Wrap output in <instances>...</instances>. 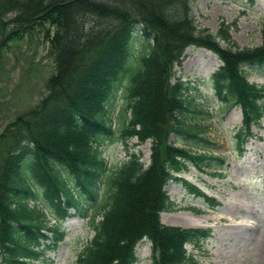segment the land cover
<instances>
[{"label":"trees","instance_id":"16d2710c","mask_svg":"<svg viewBox=\"0 0 264 264\" xmlns=\"http://www.w3.org/2000/svg\"><path fill=\"white\" fill-rule=\"evenodd\" d=\"M68 1L0 0L1 40L56 6L11 37L41 24L54 72L42 100L0 132V264L42 262L63 239L62 220L71 209L84 217L92 212L95 232L77 264H136L143 239L152 241V264H198L186 245H200L212 230L164 224L160 213L173 205L164 187L177 181L206 197L177 174L226 159L197 142L204 129L188 120L197 115L195 100L184 82L172 80L173 70L191 46L224 61L210 81L220 101L240 107L233 147L242 157L253 126L264 119V85L249 81L245 69L264 67V24L259 45L240 47L226 27L218 35L202 29L193 0ZM137 34L147 48L132 61ZM120 92L117 127L112 114ZM172 134L204 152L178 146ZM134 137L152 142L150 164L131 153L120 166L108 167L103 142L127 147Z\"/></svg>","mask_w":264,"mask_h":264},{"label":"rangeland","instance_id":"374dc122","mask_svg":"<svg viewBox=\"0 0 264 264\" xmlns=\"http://www.w3.org/2000/svg\"><path fill=\"white\" fill-rule=\"evenodd\" d=\"M192 13L198 25L218 35L222 27L240 47H255L261 43L264 24V0H193ZM9 16H12L10 14ZM39 25L11 38L2 52L0 62V132L18 114L35 107L47 94V81L54 72L50 43L45 40V28ZM47 26L50 27L49 23ZM15 27L10 26V29ZM54 28V27H53ZM1 42V39H0ZM227 46V42L222 41ZM147 48V40L135 35L130 59L136 61ZM224 61L218 54L204 47L191 46L180 66L173 70V81L181 80L190 89L187 96L195 100L197 115L188 120L204 129L199 135L202 144L209 146L225 163L201 170L190 165L177 174L190 185L169 181L164 189L173 202L172 210L161 212L166 225L211 228V236L198 246L187 244L198 264H264V119L253 126V136L246 144L245 153L236 158L234 134L241 125L239 106L224 104L216 96L210 81ZM248 80L264 85V67H245ZM112 117L118 127L123 97L120 96ZM196 116V118H193ZM116 130V129H115ZM117 131V130H116ZM180 147L197 152L203 148L185 143L183 138L170 137ZM152 142L129 140L126 147L120 141L107 139L101 145L108 167L120 166L131 153L141 155L146 166L151 162ZM72 215L62 220L64 236L58 245L47 251L45 258L35 264H77L79 253L95 234L89 218L71 209ZM152 241L138 243L136 264H152Z\"/></svg>","mask_w":264,"mask_h":264},{"label":"water","instance_id":"95a60500","mask_svg":"<svg viewBox=\"0 0 264 264\" xmlns=\"http://www.w3.org/2000/svg\"><path fill=\"white\" fill-rule=\"evenodd\" d=\"M73 1H76V0H71V1H68L67 3H71V2H73ZM65 4H66V3H65ZM55 8H56V6L51 7L48 11H46V12L43 13L42 15H39V16H37V17H35V18H33V19L27 21V22L24 23L23 25H21V26L17 27L16 29H14V30L10 31L9 33H7V34L5 35V37H4V38L1 40V42H0V61H1V58H2V52H3V49H4L5 45H6V43L11 39V37H12L13 35H15L16 33L20 32L21 29H23L24 27H26L27 25H29V24H30L31 22H33L34 20H36V19H40V18L44 17L45 15L49 14V13H50L51 11H53Z\"/></svg>","mask_w":264,"mask_h":264}]
</instances>
